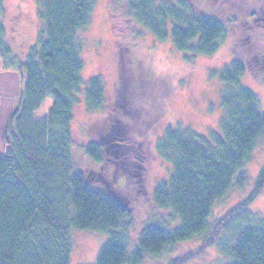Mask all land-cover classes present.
<instances>
[{"label":"trees","instance_id":"trees-1","mask_svg":"<svg viewBox=\"0 0 264 264\" xmlns=\"http://www.w3.org/2000/svg\"><path fill=\"white\" fill-rule=\"evenodd\" d=\"M250 2L126 1L127 20L157 41L170 36L180 53L210 57L229 38L238 55L218 73L223 110L219 135L208 141L187 128L165 126L159 137L150 138L156 155L171 168L167 180L152 191V204L171 211L172 220L180 224L174 229L146 224L130 253L129 210L108 191L89 183V177L101 173L88 166H103L108 148L94 141L76 146L71 129L78 95L89 112L104 107L101 80L93 77L83 84L81 76L79 35L90 24L93 0H38L41 33L25 61H19L8 46L0 23V63L4 70L15 69L21 83L7 122L9 143L0 154V264H69L71 228L108 233L96 264H141L208 231L213 204L227 193L236 174L237 184L244 180L243 164L264 135L258 98L241 84L245 75L264 84V48L254 31L256 23L264 29V5L255 13V7L246 5ZM128 49L117 42L119 82L114 103L122 97ZM46 99L51 106L37 120L34 114ZM117 111L112 106L104 117L115 122L110 136L121 146L126 142L115 133L122 125L129 127L130 121L113 115ZM162 115L160 109L155 118ZM263 192L264 168L251 195L216 222L197 254L228 235L230 264H264V219L253 218L249 209Z\"/></svg>","mask_w":264,"mask_h":264},{"label":"rangeland","instance_id":"rangeland-1","mask_svg":"<svg viewBox=\"0 0 264 264\" xmlns=\"http://www.w3.org/2000/svg\"><path fill=\"white\" fill-rule=\"evenodd\" d=\"M126 1L93 0L90 24L79 35L83 62L81 76L83 84L93 77L101 80L105 91L104 107L102 111L89 112L82 96L78 95L71 129L76 146L94 141L108 148L103 166H88V170L101 173L99 177L97 174L89 177V183L108 191L129 210L131 226L127 250L130 253L138 233L146 224L170 229L180 224L179 220H172L171 211H160L152 204V191L167 180L171 168L156 155L152 143L149 144L150 138L159 137L165 126L187 128L208 141L210 136L219 135L223 110L219 101L221 84L218 73L238 55L229 38L210 57L180 53L174 48L170 36L157 41L152 34L127 20L124 14ZM246 5L251 9L255 7L257 13L263 10L264 0H251ZM0 23L8 46L19 61H25L41 33L38 0H0ZM254 31L259 46L264 48L263 26L256 23ZM117 42L129 48L126 50L128 63L124 67L128 70L123 79V92L119 93L122 97L114 103L119 82ZM241 84L257 96L260 111L264 113V84L251 75L241 78ZM20 86L17 71L4 70L0 63V154L9 143L7 122L19 100ZM115 105L118 111L113 115H124L130 121L129 127L122 125L115 133L121 134L126 142L121 146L115 145L117 141L110 136L116 130L115 122L104 117ZM50 106L51 100L46 99L34 118L45 117ZM160 109L163 115L157 119ZM112 124L113 132L109 129ZM111 143L112 148L108 147ZM263 168L264 135L258 138L243 164L240 172L244 180L237 184L239 173L236 174L227 193L213 204L208 231L198 238L167 248L161 255L141 264H230L233 258L228 251L231 246L228 235L201 253L197 252L216 222L251 195ZM249 209L253 218L264 219V192L252 200ZM107 238L106 232L71 228L69 264H96Z\"/></svg>","mask_w":264,"mask_h":264}]
</instances>
